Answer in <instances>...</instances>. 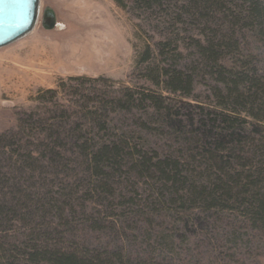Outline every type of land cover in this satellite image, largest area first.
Here are the masks:
<instances>
[{"label": "rangeland", "instance_id": "1", "mask_svg": "<svg viewBox=\"0 0 264 264\" xmlns=\"http://www.w3.org/2000/svg\"><path fill=\"white\" fill-rule=\"evenodd\" d=\"M122 2L125 9L114 0H39L34 29L0 49V135L15 134L13 140L18 139L0 147V195H4L0 201L8 207L28 198L42 206L59 201L63 216L54 211L48 218L57 229L50 231L55 241L63 237L68 245L100 252L119 249L129 264H264V231L254 229L232 210L159 205V191H150L157 183L136 173L121 175L122 188L114 186L113 199L109 196L100 203L89 194L95 181L80 165L79 152L64 154L60 167L54 166L48 155L39 159L37 170L29 169L23 159L31 151L26 146L35 133L28 127L21 131V122L31 111L39 114L42 108L34 99L63 82L66 93H60L58 102L84 105L70 96V89L77 90L82 81H94L97 83H90L92 87L107 93L128 90L165 99L161 112L146 102L145 109L138 107L130 114H109V132L95 129L97 139L105 140L110 134L123 136L153 158L176 160L187 174L216 172L209 162L222 148L228 157L225 160L232 161L241 150L239 155L245 159L254 155L255 162H263V126L243 117L228 128L215 115L219 109L216 90L224 91L217 69L206 62L198 48L218 42L219 35L228 37L237 52L225 50L220 65L253 71L264 84V43L258 33L242 25H226L218 18V22L208 24L173 9L137 8L130 0ZM46 8L55 15L51 31L41 27ZM218 31L221 34L217 35ZM154 66L188 76L189 95L165 90L164 76L155 86ZM71 121L86 124L76 116ZM201 178L205 180V176ZM136 199H149L146 203L151 213L143 209V216H136L132 206ZM40 219L38 216L25 224L14 218L8 226H0V239L8 236L7 241L27 243L28 229L47 230V222Z\"/></svg>", "mask_w": 264, "mask_h": 264}, {"label": "trees", "instance_id": "2", "mask_svg": "<svg viewBox=\"0 0 264 264\" xmlns=\"http://www.w3.org/2000/svg\"><path fill=\"white\" fill-rule=\"evenodd\" d=\"M130 1L137 8L151 9L156 6L173 9L181 15L197 16L200 20H206L208 24L218 22L216 21L218 18L219 22H225L224 24L232 27L242 25L257 32L264 43V4L262 0ZM114 2L120 8L125 9L122 0H114ZM179 16L176 17L178 20H180ZM219 34L221 32L217 35ZM219 38L218 42H207L205 46L198 47L206 62L213 64L217 69L218 82L222 84L224 91L222 93L219 88L215 89L219 108L215 115L228 128L235 127L236 122L239 119L243 120V117L250 118L264 127V84L255 78L253 71L246 69L243 72L220 65L219 60L224 51L230 50L232 54H235L237 46L230 43L228 37L224 35H219ZM151 71H155V86L159 85V78L164 76L166 78L165 90L182 93L184 96L189 95V77L184 73L165 70L159 66H154ZM69 80L82 81L80 79ZM82 82L77 90L70 89L73 90L70 96L82 101L84 105H79L76 101H67L69 104L64 106L58 102L60 93H66L63 82L57 85L56 90L45 91L34 99L35 103L41 105V113L31 111L21 122V131L28 127L30 132L35 133L34 137H31L32 141L26 146L31 151L23 157L29 169L37 170L38 162L40 163V160L48 155L53 158L52 164L60 167L64 154L74 155L73 152L77 151L83 160L80 165L85 167L91 174L90 179L95 181L91 184L89 194L92 199L98 200L97 202L102 203L109 196L113 199L114 186L122 188L121 175L136 173L141 178L154 180V183H157L150 186V191L153 194L159 191V205L171 204L180 207L199 205L204 210H232L248 220L254 229L264 231V149H261L262 155L260 156L263 162L257 163L254 155H249L248 159L239 155L242 153L241 150L236 152L237 155L232 156V161L225 160L228 157L223 153L225 149L222 148L211 157L210 162L208 161L212 164L210 167L213 165L216 167V172H208V170L206 174L196 173V175L191 172L190 174L183 173L176 160L153 158L142 148L132 144L130 139L110 134L107 139L101 140L97 139L94 134L95 129L104 131V133L109 132L107 117L109 114L116 112L130 114L138 107L145 109L146 102L161 112L165 99L160 96L159 98L144 97V95L128 90L107 93L90 85V83L96 84L97 82ZM85 92H87L86 96ZM45 95L49 97L46 98ZM72 116L80 117L86 121L84 122L87 125L72 123ZM15 136V134L0 135V147L4 148V144L10 140H18H13ZM232 151L230 152L234 154L235 152ZM230 163H236L238 166L234 167ZM202 176H205V180L201 178ZM158 184L161 187L157 188ZM0 196L4 197L3 194ZM136 200L132 203L136 209L135 215L137 213L143 216V209L149 211L150 205L146 203L149 199ZM5 203H0V226L4 224L8 226L14 218L27 224L41 216L42 221L47 222L45 227L48 231L28 229L25 237L27 243L17 244L19 239H8L7 241L8 236L0 239V264H129L119 249L100 252L87 247L81 248L73 243L68 245L63 237L60 241H55L50 231L54 232L57 229L52 228V223L48 221V218L53 215L54 211H58V215L63 216L64 209L58 207L59 201L54 200L49 204L46 203L45 206L30 198L25 203L11 202L14 206L8 207ZM139 264L149 263L140 262Z\"/></svg>", "mask_w": 264, "mask_h": 264}, {"label": "water", "instance_id": "3", "mask_svg": "<svg viewBox=\"0 0 264 264\" xmlns=\"http://www.w3.org/2000/svg\"><path fill=\"white\" fill-rule=\"evenodd\" d=\"M39 0H0V49L28 35L39 18ZM54 12L46 8L41 27L51 31L55 27Z\"/></svg>", "mask_w": 264, "mask_h": 264}]
</instances>
